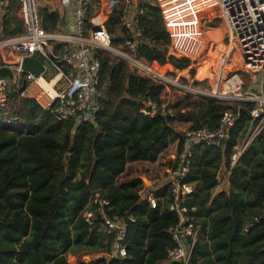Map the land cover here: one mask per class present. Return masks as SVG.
<instances>
[{"label":"trees","instance_id":"trees-1","mask_svg":"<svg viewBox=\"0 0 264 264\" xmlns=\"http://www.w3.org/2000/svg\"><path fill=\"white\" fill-rule=\"evenodd\" d=\"M96 4L106 15L115 47L121 48L122 6L111 7L108 0ZM40 15L47 32L63 23L59 12L43 9ZM12 23V33L5 23L7 36L23 31L13 17ZM140 28L154 47L139 48L138 58L152 66L170 64L174 71L190 67L188 56H168L171 41L159 9L148 8ZM95 56L102 66L101 110L92 124L56 120L22 96L26 82L13 86L7 105L0 107V264H176L167 263V250L175 246L168 230L178 223L167 209V188L154 192L164 200L154 210L141 201V181H118L128 165L154 164L174 144L177 155L169 165L177 171L186 135L174 125L187 124L189 131L217 130L223 114L233 108L186 96L170 106L169 113L146 117L140 100L150 96L160 102L164 87L141 77L125 61L99 51ZM253 108L243 104L224 150L194 149L185 183L195 191L187 206L194 210L203 236L190 264H264V133L250 144L231 170L227 186L212 199L220 173L229 171L235 147L246 139ZM97 195L110 201V219L134 218L124 241L127 260H108L115 237L100 222L91 229L84 220Z\"/></svg>","mask_w":264,"mask_h":264},{"label":"built area","instance_id":"built-area-1","mask_svg":"<svg viewBox=\"0 0 264 264\" xmlns=\"http://www.w3.org/2000/svg\"><path fill=\"white\" fill-rule=\"evenodd\" d=\"M108 1L111 7L122 6L119 24L123 31L120 37L125 39V43L121 48L115 47L114 36L105 26L106 15L99 9L96 0H74V19L68 24L67 30L53 32L43 28L41 0H0L3 20L16 14L24 28L23 32L14 36L0 33V69L7 67L14 75V82L0 77V107L7 105L13 86L18 88L26 82L22 96L36 102L56 120L73 121L76 126L92 124L101 110L99 86L102 66L95 56L98 51L126 61L138 75L165 88L171 86L196 98H215L213 100L230 107L233 102L237 103L236 107H232L233 110L223 114L217 130L207 127L188 130L182 164L177 171L172 172L170 181L159 188H167L171 199L167 209L178 218V223L168 230L175 246L167 250V263L190 264L195 247L203 236L202 227L193 215L194 210L187 206L189 197L195 191L193 185L185 183L194 149L206 146L224 150L231 130L240 119L243 104L254 105L247 140L242 146L235 147L228 162L229 171L220 173L219 183L213 190V199L227 186L231 170L240 164L250 144L264 133V0ZM148 8L161 12L171 41L169 57L181 53L191 61L192 57L199 55L210 58V41L205 43L200 37L201 20L211 23L212 14L215 13V18L227 26V46L220 56L219 71H215V66H210L213 68L211 73L217 78L215 85L220 84L218 92L209 93L197 88V83L204 80L200 72L192 77L190 67L174 71L170 64L152 66L136 56L142 46L154 47V42L140 28V19ZM216 52L217 49L213 54ZM33 58L44 66V72L39 77L22 68L24 60ZM170 71L177 75L174 80L169 78ZM249 74L260 77V95L244 92L246 75ZM140 102L142 114L146 117L156 118L170 112V103L165 98L157 102L146 96ZM141 190V201L154 210L164 201L157 199L155 190L149 193L144 188ZM110 207L109 200L97 195L91 203V209L86 210L83 217L91 229L100 222L101 228L109 236L115 237L110 259L127 260L129 256L124 245L127 226L128 222L135 221L132 216L125 220L110 219L106 214Z\"/></svg>","mask_w":264,"mask_h":264},{"label":"rangeland","instance_id":"rangeland-1","mask_svg":"<svg viewBox=\"0 0 264 264\" xmlns=\"http://www.w3.org/2000/svg\"><path fill=\"white\" fill-rule=\"evenodd\" d=\"M60 0H41L40 2V13L43 9H47L51 12H59L61 17L66 21H72L74 19L75 13V5L73 0H64L59 3ZM96 14V12L94 13ZM17 21L19 27L23 29L22 23L15 14L13 16ZM65 21V22H66ZM201 30V39L203 42L208 43L210 41V58H207L206 55H199L196 57H192L191 66L189 68V72L192 77H196L198 72H200L201 79L204 80L197 85V88H201L202 90L215 93L218 92L220 84H216L217 78L215 74H212L213 68L210 66H215V71L219 69V62L221 59V53L225 52V47L227 46V26L223 24V22L217 18H215V13L212 14L211 23L209 21L201 20L200 23ZM214 42V43H213ZM218 47V48H217ZM217 49V52L213 54ZM116 61H124L119 58L112 56ZM204 60L205 63H204ZM126 62V61H125ZM194 62V63H193ZM203 63L205 65H203ZM222 66L224 63L222 62ZM219 71V70H218ZM213 75V76H210ZM176 74L170 71L169 78L175 79ZM207 78V79H206ZM211 79V80H208ZM216 78V79H215ZM181 79V77H180ZM206 79V80H205ZM184 83V82H183ZM260 77H253L250 74L246 75V86L244 88L245 93H254L256 95H260ZM254 89V90H253ZM186 96H191L189 94H185L179 92L175 88L169 86L168 88L164 87V92L162 94V98H165L172 106L177 100L182 99ZM193 99H198L195 96H191ZM203 98V97H199ZM204 99H215V98H207ZM216 100V99H215ZM237 103H232V107H236ZM174 128L183 134L188 133L189 125L187 124H178L174 125ZM242 139L239 141V146H242L243 143L247 140ZM177 155V144L170 146V148L162 154L157 164H149V163H134L127 166L126 173L119 179L118 184H125L128 182H132L134 180L141 181L144 183V191L146 193L151 192L153 190L157 191L161 186L166 184V182L170 181V177L172 176L173 167L169 165V162L174 160ZM147 179V180H145ZM143 190L140 191V193ZM142 194V193H141Z\"/></svg>","mask_w":264,"mask_h":264},{"label":"water","instance_id":"water-1","mask_svg":"<svg viewBox=\"0 0 264 264\" xmlns=\"http://www.w3.org/2000/svg\"><path fill=\"white\" fill-rule=\"evenodd\" d=\"M5 22L8 25L10 32L12 33L14 31V25L12 23V18L11 17L6 18ZM22 68L24 71L30 72L31 74L35 75L36 77H39L44 72V66L42 65V63L39 60H37L35 58L24 60ZM0 77H2V78L6 77L11 82H14V75H13L12 71L7 67H3L0 69ZM69 159H70V157L68 156V160ZM108 260H110V258H108Z\"/></svg>","mask_w":264,"mask_h":264},{"label":"crops","instance_id":"crops-1","mask_svg":"<svg viewBox=\"0 0 264 264\" xmlns=\"http://www.w3.org/2000/svg\"><path fill=\"white\" fill-rule=\"evenodd\" d=\"M51 1V0H50ZM61 1H64V0H60V2L59 3H61ZM74 1V0H73ZM65 19H63V23H62V25H60V27L58 28L59 30H67V27H68V24H70V21H66ZM5 21L3 20V17H2V13L0 12V33L1 34H5ZM23 25V24H22ZM14 28H15V26H14ZM23 30H24V28H23ZM23 32V31H22ZM154 164H157V162L156 163H154ZM145 180H147V179H145ZM148 181V180H147ZM143 186H145L144 185V183H143ZM151 190H153V188L151 189Z\"/></svg>","mask_w":264,"mask_h":264}]
</instances>
